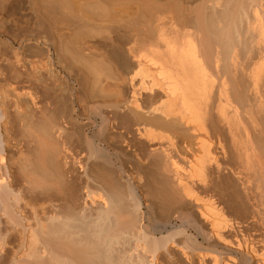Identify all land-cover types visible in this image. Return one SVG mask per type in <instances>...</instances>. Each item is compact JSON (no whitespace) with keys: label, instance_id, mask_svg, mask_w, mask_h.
Returning a JSON list of instances; mask_svg holds the SVG:
<instances>
[{"label":"bare ground","instance_id":"6f19581e","mask_svg":"<svg viewBox=\"0 0 264 264\" xmlns=\"http://www.w3.org/2000/svg\"><path fill=\"white\" fill-rule=\"evenodd\" d=\"M62 4L29 138L0 104V264H264V0Z\"/></svg>","mask_w":264,"mask_h":264},{"label":"rangeland","instance_id":"374dc122","mask_svg":"<svg viewBox=\"0 0 264 264\" xmlns=\"http://www.w3.org/2000/svg\"><path fill=\"white\" fill-rule=\"evenodd\" d=\"M36 1L38 2H35V0H0V102H1L0 104H2L3 101L6 102V103H3V107L2 108L0 107V108L1 109L6 108L4 109V111L6 110V112H8L9 110L10 111L13 110V113L12 111L11 112L9 111L10 112L9 114L4 112L6 113V115L3 120L2 128H3L4 133H7L8 130L11 129L12 127L11 124H13L16 137L18 140H21L22 138L21 141L25 140L26 137L29 138V135H30L29 129H28V127L30 126L28 124H27L28 126H26V124L23 126L22 123H20L21 124L20 125L19 122L21 121V118H25L26 116L28 120H30V110H29L30 108L29 107L31 106L30 105L31 102L29 99H30V91L32 90L31 87H33L32 83L34 82L33 81L34 75L32 73H34V67H35L34 61L36 60L35 53H37L35 50L36 47H35V38H34L35 8L39 6L43 15H46L47 17H49L50 21L52 22V27H53L52 33L53 34L55 33L54 34L55 37L58 31L57 29L62 28L61 27L62 24H60V22L62 23L67 22L69 21V18H70L69 14L67 12H64L65 10V8L63 9L64 6L61 9V6L64 5L62 4L64 0L63 1L58 0V2L61 3L59 5L60 6L59 8H57L59 3H54V0L52 1L51 0H36ZM36 4H39V5L36 6ZM53 4H57V5L53 6ZM58 19L59 21L60 20L61 21L59 22ZM54 41L56 42L55 47H58L59 46L58 39L56 38V40L54 39ZM58 48L56 49L57 51H58ZM60 51H61V48L59 49V52ZM56 88L59 90L58 87ZM57 89L52 87L53 92L56 91L57 93L60 91V90L58 91ZM12 101H14L15 105L12 104L13 103ZM10 102L12 103L10 104ZM6 105L9 109L8 111H7V107H5ZM10 105L11 106L14 105V106L10 107ZM16 105L19 107H17ZM19 109L21 110L20 113L18 111ZM5 119L6 121L8 120V123L5 121ZM23 135H24V138L22 137ZM17 139H16V142L18 141ZM10 149L8 148L6 153L9 152L12 155H10L9 153L5 154V160L9 163L19 159L18 157L15 159L16 157L15 150L14 151L12 150L15 148H12L11 150ZM110 154L112 155V151L110 152ZM11 157H13V159ZM10 158L12 161L11 160L9 161ZM112 159L114 161L115 166H118V164H120L119 161L116 159V157ZM127 170L129 173L133 174L134 177L137 176V172L135 169H133L132 166L128 167ZM8 247L10 246L8 245Z\"/></svg>","mask_w":264,"mask_h":264}]
</instances>
